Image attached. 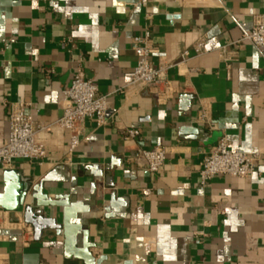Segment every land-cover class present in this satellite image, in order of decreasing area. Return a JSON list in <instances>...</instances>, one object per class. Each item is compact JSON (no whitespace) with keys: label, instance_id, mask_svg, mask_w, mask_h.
Returning a JSON list of instances; mask_svg holds the SVG:
<instances>
[{"label":"crops","instance_id":"obj_1","mask_svg":"<svg viewBox=\"0 0 264 264\" xmlns=\"http://www.w3.org/2000/svg\"><path fill=\"white\" fill-rule=\"evenodd\" d=\"M264 0H0V148L9 137L12 103H24L37 125L63 115V91L80 73L107 96V123L84 121L78 148L68 155L69 132H40L43 163L17 161L0 170V264H84L65 257L64 238L45 233L22 239L26 185L58 166L71 182L56 194L89 198L97 181L107 193L110 169L116 203L109 218L90 221L92 254L100 264H264V48L236 44ZM150 35L152 65L167 72L170 99L127 87L136 66L134 39ZM204 43L205 53L182 61ZM205 114L207 121L200 117ZM195 127L206 140L182 132ZM128 129L138 130L126 139ZM220 139L258 156L249 178L225 175L200 184V164ZM166 151L150 173L144 152ZM104 176V177H103ZM122 203H119V202ZM125 211V216L120 213ZM1 219V216H0ZM33 229V228H32Z\"/></svg>","mask_w":264,"mask_h":264},{"label":"built area","instance_id":"obj_2","mask_svg":"<svg viewBox=\"0 0 264 264\" xmlns=\"http://www.w3.org/2000/svg\"><path fill=\"white\" fill-rule=\"evenodd\" d=\"M150 0H140V4L146 6ZM248 42L256 48H264V19H255L252 28L246 31L236 44ZM133 51L137 63L132 72L128 73L127 87H136L140 91H149L158 102L163 103L170 99L171 86L167 80V72L176 64L152 65L149 58L154 53L150 47V35L146 33L142 38L134 39ZM205 53L204 43L195 45L193 52L184 51L182 61L190 56H201ZM107 96L101 95L97 86L90 80H86L80 73L74 76L70 85L63 91V115L52 124L37 125L26 114L28 105L24 103H12L9 110V137L4 146L0 148V170H8L17 161L43 163L46 159V149L39 140L38 134L46 132L52 126L69 132L68 155H71L80 144V136L84 121L93 119L97 126L102 127L107 123L106 104ZM201 120L207 121L203 114ZM126 139H136L140 132L128 129L125 132ZM147 169L150 173L159 172L166 159V151L162 148H154L144 152ZM258 156L254 154L232 150L225 139H220L211 151L203 158L200 164V184L208 183L218 175L232 178H249L255 172ZM0 227L10 223L4 219L5 213L0 211ZM22 239L29 243L33 240V229L30 225L23 224Z\"/></svg>","mask_w":264,"mask_h":264},{"label":"water","instance_id":"obj_3","mask_svg":"<svg viewBox=\"0 0 264 264\" xmlns=\"http://www.w3.org/2000/svg\"><path fill=\"white\" fill-rule=\"evenodd\" d=\"M182 132L192 138L206 140L203 131L195 127H187ZM105 175V189L110 190V201L99 205L107 193H98V183L102 174L98 173V180L91 185L89 198L80 200L77 193L56 194V184L69 183L73 180L68 177L66 168L58 166L35 185H26L30 205L23 211L24 222L33 228L35 239L40 240L45 233H53L64 238L65 257L75 258L84 264H100L92 254L95 245L90 241V221L103 212L106 218L113 216L112 209L116 203L115 186L111 183L110 169ZM74 182V181H73ZM119 203H122L121 201ZM125 216V211L120 213Z\"/></svg>","mask_w":264,"mask_h":264}]
</instances>
